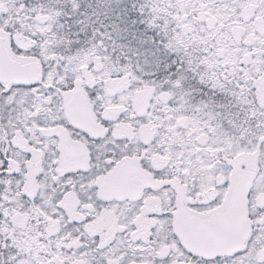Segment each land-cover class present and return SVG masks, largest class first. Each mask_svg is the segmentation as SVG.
I'll list each match as a JSON object with an SVG mask.
<instances>
[{
  "label": "snow or ice",
  "instance_id": "snow-or-ice-1",
  "mask_svg": "<svg viewBox=\"0 0 264 264\" xmlns=\"http://www.w3.org/2000/svg\"><path fill=\"white\" fill-rule=\"evenodd\" d=\"M80 7L0 0V264H264V0H139L150 70Z\"/></svg>",
  "mask_w": 264,
  "mask_h": 264
},
{
  "label": "trees",
  "instance_id": "trees-1",
  "mask_svg": "<svg viewBox=\"0 0 264 264\" xmlns=\"http://www.w3.org/2000/svg\"><path fill=\"white\" fill-rule=\"evenodd\" d=\"M80 5L78 13L63 18L66 38L75 41L70 46L94 42L99 38L94 29H99L110 36L105 39L109 55L120 56L119 50L132 60L142 55L141 40L149 36L138 19L136 0H80Z\"/></svg>",
  "mask_w": 264,
  "mask_h": 264
},
{
  "label": "flooded vegetation",
  "instance_id": "flooded-vegetation-1",
  "mask_svg": "<svg viewBox=\"0 0 264 264\" xmlns=\"http://www.w3.org/2000/svg\"><path fill=\"white\" fill-rule=\"evenodd\" d=\"M145 31H147L145 29ZM147 36H149V38H144L143 40H141V51H142V55L139 58V62L142 66L145 67L146 70H150L149 65H145L144 61L147 59L150 63L153 61V59L156 56V48H155V44H154V39L155 37L153 36V33L150 34H146ZM69 44L75 42L74 40L68 39ZM112 58L115 60L117 58L122 59L120 62L124 63L129 61L130 57L127 56H115L114 54H111Z\"/></svg>",
  "mask_w": 264,
  "mask_h": 264
},
{
  "label": "rangeland",
  "instance_id": "rangeland-1",
  "mask_svg": "<svg viewBox=\"0 0 264 264\" xmlns=\"http://www.w3.org/2000/svg\"><path fill=\"white\" fill-rule=\"evenodd\" d=\"M139 2V0H136V3H138ZM130 6H131V3H130ZM139 16V20H140V24H143L142 22H141V17H140V15H138ZM139 24V23H138ZM144 25V24H143ZM147 31H144V33L145 34H150V33H153V31L151 30V29H148L145 25L143 26ZM119 53L121 54L122 53V51L121 50H119ZM115 56H119L118 54H115ZM121 56V55H120ZM141 56H138L137 58H135L134 60H132L133 58H131V59H129V61H131L134 65L137 63V62H139L140 60H139V58H140ZM140 63V62H139Z\"/></svg>",
  "mask_w": 264,
  "mask_h": 264
}]
</instances>
